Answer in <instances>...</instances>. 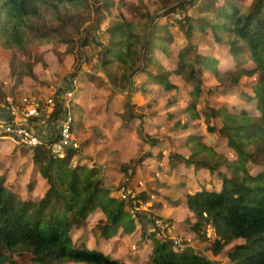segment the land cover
<instances>
[{
	"label": "trees",
	"instance_id": "trees-1",
	"mask_svg": "<svg viewBox=\"0 0 264 264\" xmlns=\"http://www.w3.org/2000/svg\"><path fill=\"white\" fill-rule=\"evenodd\" d=\"M245 1L159 0V8L165 10V17L160 18L165 19L156 20V10L138 0L132 6L138 17L129 20L118 11L108 18L115 0H0V47L11 52L10 74L16 79L37 78L32 47L54 41L66 45L69 54L79 50L81 57V48L100 47L99 66L116 90L127 88L130 75L144 74L166 91H177L170 77H178L191 99L184 112L193 118L204 116L208 130L224 141L212 145L204 134H191L183 143L190 156L170 155L197 170L207 169L217 178L187 187L185 205L195 218L189 221L190 228L206 241L207 226L214 228L218 237L209 246L214 256L242 239L226 253L231 264H264V171L255 172L264 166V0ZM188 8L195 14L187 13ZM179 10H185V15L174 18ZM209 35L214 43L229 47L228 68L220 70L218 57L198 50V40ZM179 36L184 41L176 54V68L169 69L156 53L172 55ZM206 78L218 85L216 94L214 88L207 90L208 96L221 98L229 89L252 80L240 94L245 101H254L259 114L233 112L224 105L206 107L202 103ZM136 85L132 81L127 88L130 97ZM130 97L125 108L132 112ZM60 109L58 102L55 114ZM216 118L221 119V126L213 122ZM175 125L187 128L182 119ZM49 143L28 148L31 162L47 184L42 197H23L6 184V175H0V264H20L18 258L24 256L35 264H127L88 247L83 236L74 239L73 229L81 227L98 208L107 222L101 228L105 238L121 227L132 233L138 220L142 239L151 240L153 264H217L192 246L175 248L172 239L158 236V230L149 231L155 218L134 214L128 209L130 201L113 196L99 168L85 164L73 147L63 157L55 156ZM219 145L232 149L236 159L219 151Z\"/></svg>",
	"mask_w": 264,
	"mask_h": 264
},
{
	"label": "rangeland",
	"instance_id": "rangeland-1",
	"mask_svg": "<svg viewBox=\"0 0 264 264\" xmlns=\"http://www.w3.org/2000/svg\"><path fill=\"white\" fill-rule=\"evenodd\" d=\"M144 1L149 10H156V20L158 18L162 20L165 17V10L159 8V0ZM222 1L219 0V2ZM251 2L252 0L245 1V3ZM138 3V0H115L114 7L117 10L114 11L115 8L113 7L112 13L108 14V18L113 17L118 11V13H122L129 20L134 19L138 15L132 6ZM185 12V10H179L173 17L179 18L176 14L182 17ZM187 13L195 14V11L193 8H188ZM160 16L164 17L160 18ZM172 24V28H175L174 23ZM101 36L103 37L102 34ZM183 41L184 36H179L177 42L173 43L172 50H174V53L172 55L160 51L156 53L162 63L166 62L169 69L176 68V54ZM197 45L198 50L204 54L214 55L219 58L220 64L218 68L220 70L231 66V64L229 65L231 57L228 46L214 43L210 35L206 36V39L198 40ZM32 48L37 78L16 79L12 77L13 80L9 89L0 88V106L4 108L12 107L16 121L20 120V123H23L28 120L34 131L37 132L38 129L34 126L33 120H31L34 115H31L29 110L34 111L38 106L40 109L42 106L47 107L48 98H52L54 101L53 111L55 113L58 99H60L59 94L67 87L70 80L73 78L77 79L79 90L80 82H83L86 77L90 79L92 74H100V80L97 79L95 84L98 86L106 82L108 91L104 88L103 92L98 91L94 95H90V98H87L89 99V105L85 108L88 116H91L90 123L94 126H88V120L84 124L85 120L78 118L73 129V148L79 151L81 160L90 167L99 168L112 192L115 191L114 193L119 198L132 203V206L128 207V209L132 210L134 214L141 213L149 218H155V225L151 223L148 225L149 231L158 230V236L172 239L174 241L173 247L175 248L181 249L187 245L192 246L198 252L201 251L212 260H215L217 264H231L226 253L234 245L242 243L243 240L232 242L226 246L222 253L214 256L209 249L211 242L218 237L214 228L211 225L207 226L209 240H200L190 228L189 221L194 222L195 218L185 205L184 197L189 185L204 184L207 179L216 181V176L205 169L197 170L193 165L186 164L178 157L170 158L172 152L177 149L184 156H190L189 150L185 145H181V141L176 140L177 138L178 140H184L188 134H204L206 138H210L212 143L216 142L215 135L207 128L204 116L193 118L188 113L184 115L183 118L188 123L187 130L172 124L174 120L177 121L183 115V112H177L175 114L177 117L175 116L171 120L170 114L176 112L175 110H178V106L183 109L191 102L188 91L181 83V80L172 75L170 77L171 80L179 88L177 91H166L160 85L151 81L146 75H135L133 78L131 77V81L139 82V87L140 85H147L149 88L142 96L139 95L141 93L139 91L137 94H132L131 97L128 93H125L122 94V97L126 98L120 97L109 100L108 98L118 95L121 90L125 92L126 89L114 90L110 84V79L101 75L102 69L97 60L100 47L90 44L89 47L81 48L83 57L80 56L79 50L71 54H69L70 52H65L66 45L56 41L34 45ZM204 84L203 90L205 93L203 92V94L205 97L202 96V103L206 104V107L217 108L224 105L229 110H232L246 105V102L241 98L240 92L247 88V84L251 86L253 81L250 80L249 83L247 82L241 87L229 89L224 98L215 95L217 83L209 82L206 78ZM18 87L21 88L19 89L20 93H16ZM51 87H54L52 91L45 90ZM213 88L215 94L208 96L207 90L210 91ZM44 90L45 93H43ZM220 90L221 88L217 89V91ZM128 97H130L131 103H135V105H132L133 111L130 113L129 109L125 108L124 113H119L118 111L117 114L119 107L117 100L126 102L129 99ZM172 102L179 105L170 107ZM95 104L98 106L104 104L107 116L101 115L97 107L92 109ZM120 109H122V106H120ZM248 109L259 114L254 106L248 107ZM213 122L221 126L220 118L214 119ZM25 152L28 153L29 157ZM31 153L28 148L27 150L22 149V159L21 161L19 160V165L15 169L14 175L12 174L13 179L16 174L26 171L25 164L27 163L25 162L27 158L31 160ZM97 153L98 155L95 157L94 155ZM228 154L232 157L234 153L230 151ZM5 171L6 169L4 173ZM10 181L13 182L12 180ZM207 182L209 181L207 180ZM43 187L45 190V186ZM40 191L42 193L41 189L34 190L33 186L30 188L27 186L26 193H21V195L27 196L31 194V196L34 195L35 198H38L37 195ZM160 217L163 220L159 219ZM106 223L105 217L98 208L81 227L73 229L72 235L75 240L83 236L88 246L96 244L95 240H98V245L102 244L101 246H103L105 252L112 254L113 257L127 264H153L150 259L151 240L142 239V228L137 219L135 231L132 233L124 232L123 227H121L111 238H105L101 234V228ZM28 258V256L19 257L18 262L20 264H35ZM55 264L85 263L70 261Z\"/></svg>",
	"mask_w": 264,
	"mask_h": 264
},
{
	"label": "crops",
	"instance_id": "crops-1",
	"mask_svg": "<svg viewBox=\"0 0 264 264\" xmlns=\"http://www.w3.org/2000/svg\"><path fill=\"white\" fill-rule=\"evenodd\" d=\"M10 57H11V52L9 50H4V49H2L0 47V88L4 89V90L9 89V87L11 86L10 83L13 80L12 76L10 74V67H9ZM95 74H92L90 76V79H88V77H86V79L83 82L79 81L80 82V87H79L78 95H77V97L75 99V103H74V111H76L75 112V123H76L77 119L79 118V119L85 120L84 124H86L87 120H88L87 125L88 126H94V125H92L90 123L91 122V116L90 115L88 116V113L85 111V108L88 107V105H89L88 104V100L89 99H87V98H90V95H92V94L94 95L98 91L103 92L105 90L104 88H106V91H108L106 82H103V83H101L98 86L95 84L97 79L100 80V74H96V75ZM101 75H104L105 78H107L106 77L107 76L106 73H104L103 71L101 72ZM131 82L132 81L129 82V85L127 86V88L130 86ZM110 84L112 85V83H110ZM136 84H137L136 85L137 86V90L134 91L133 94L134 93L137 94L140 91L141 93L139 95L142 96V94L144 93L143 91L147 90L148 86L147 85L146 86L140 85V87H139L138 86L139 82H136ZM20 87L17 88L16 93L19 92V89H21ZM14 88H16V87H14ZM127 88H126L125 92H123V90H121L120 93H118V95L113 96V97L108 98V99L111 100L112 98L113 99H118V98L122 97V94H125V93L129 92L127 90ZM53 89H54V87L47 88L45 90H51L52 91ZM113 89L116 90L115 87H113ZM45 90H44L43 93H45ZM122 98H126V97H122ZM242 100H244V99H242ZM117 102H118V106H119L118 109H117V114H118V111H119V113H124L125 112V102H120V100H117ZM245 102H246L245 106H243L241 108H237V109L234 108L231 111L240 112L242 110H247V111L252 112L253 114L256 115L257 113H255L253 110L248 109V107H251V106H254L256 108L254 101L253 102L245 101ZM132 104L135 105V103H132ZM178 105L179 104L175 103V105L173 107H176ZM120 106H122V109H120ZM95 107H97L100 110V112H101L100 114L101 115H106L107 116V113L105 111L106 106L104 104L102 106H98L97 104H95V105L92 106V109L95 108ZM178 107H179L178 110H175L176 112H173L174 114L171 116L172 118H170V120L174 119V117L176 116L175 114L177 112H179V111L183 112L182 113L183 115L180 118H178V120L182 119V122L187 124V128L184 129V130H187L188 129V123L183 118L184 115L187 114V113L184 112V109L186 108V106L183 109H181L180 106H178ZM12 118H13V116H12L11 113H9V112L7 113V111H2V110L0 111V175L5 174L6 175V184L7 183L10 184V185H8V184L7 185L10 186L12 189H15L18 192H20V194L21 193L22 194L26 193L27 186L29 188L33 186L34 190H37V189H41L42 190V193L40 191L39 194L37 195L38 198L42 197L44 195L46 189H47V184H46L45 179H43L41 177L40 172L38 170H36V167L33 165L32 162H30L31 161L30 158H27L26 162H25V163H27V164H25L26 171H24V172H22V173H20L18 175L16 174V176L13 179L14 171H15V169H17V166L19 165L18 162H19V160L21 161V159H22V149H24V150L26 149L27 150V148H23V146L18 145L11 138L5 137V134H4V131H3V128H2V124H3L4 121L11 120ZM177 121L174 120V122L172 124L175 125V123ZM45 126H47L48 129L50 131H52L53 123L51 121L48 124L45 123ZM49 127H52V128H49ZM181 129H183V128H181ZM191 134H195V133H191ZM191 134H188L184 140H178V138L176 140L177 141H181V145H183V143L185 142L187 137L189 135H191ZM213 134L216 137V142L212 143L210 141V143L212 145L221 144V143L224 142L223 140L221 141V136L219 134H215V133H213ZM209 140H210V138H209ZM217 149L219 151H224L228 155V157L230 159L234 160L237 157V154L232 149H228V147L226 145H219L217 147ZM178 150L179 149L174 150L173 153H176V152L180 153ZM230 151H233V153H234L232 157H230L229 154H228ZM25 153L28 156V153L27 152H25ZM189 153H190V151H189ZM97 155H98V153L95 154L94 156L96 157ZM185 157L188 158L187 155ZM3 168H4V170L6 169L5 173H4ZM205 170H207V169H205ZM262 171H264V166L256 167V171H255L256 173L257 172H262ZM10 180H12L13 182H11ZM207 180H209V179H207ZM7 181H10V182H7ZM43 186H45V190H44ZM114 192H112V195L113 196H117ZM29 193H31V192H29ZM27 196H31V194H29ZM23 197H26V196H23ZM33 197H34V195H33ZM101 213H102V211H101ZM103 216H104V214H103ZM98 242H99L98 240H95L96 244L89 245L88 247H90V248H98V249H100V250L105 252V250L103 249V246H101L102 244L98 245L99 244ZM105 253H107V252H105Z\"/></svg>",
	"mask_w": 264,
	"mask_h": 264
},
{
	"label": "built area",
	"instance_id": "built-area-1",
	"mask_svg": "<svg viewBox=\"0 0 264 264\" xmlns=\"http://www.w3.org/2000/svg\"><path fill=\"white\" fill-rule=\"evenodd\" d=\"M176 16L181 17L179 14H176ZM76 94H78V81L73 78L59 94L60 99H58V102L61 104L59 114H55L53 111L54 101L52 98H48L47 107L42 106L40 109L38 106L34 111L29 110L30 114L34 115L31 120H33L34 126L37 127V132L34 131L28 120L23 123H20V120L16 121L12 107L4 108L0 106L2 111H7L13 116L11 120L4 121L2 124L5 137L11 138L20 146L31 149L50 141L49 148L52 154L63 157L66 151L73 147ZM50 121L53 123L52 131L45 126V123L48 124Z\"/></svg>",
	"mask_w": 264,
	"mask_h": 264
},
{
	"label": "water",
	"instance_id": "water-1",
	"mask_svg": "<svg viewBox=\"0 0 264 264\" xmlns=\"http://www.w3.org/2000/svg\"><path fill=\"white\" fill-rule=\"evenodd\" d=\"M149 29H150V26L148 27L147 33H148ZM131 77H132V76L130 75V78H131ZM130 81H131V80H130ZM54 130H55V128H54Z\"/></svg>",
	"mask_w": 264,
	"mask_h": 264
}]
</instances>
